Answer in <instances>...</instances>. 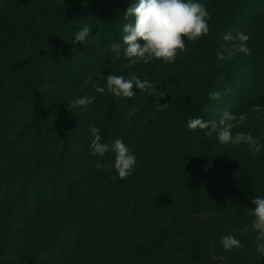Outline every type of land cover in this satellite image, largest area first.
Wrapping results in <instances>:
<instances>
[{"label":"rangeland","instance_id":"obj_1","mask_svg":"<svg viewBox=\"0 0 264 264\" xmlns=\"http://www.w3.org/2000/svg\"><path fill=\"white\" fill-rule=\"evenodd\" d=\"M137 2L0 0V73L4 69L15 70L32 83L43 74L46 80L33 85L49 97V100L41 96L26 100L24 97L31 91L26 83L17 82L13 72L1 79L3 83L7 79V84L0 90V111L13 98H23L17 103L18 111L14 110L13 116L5 120L8 126L3 134L5 141L15 143L20 152L46 143L60 153L65 144H70L68 161L86 182L76 184L64 203L54 207L55 212L63 209L61 216L71 214L75 227L59 232L57 239L65 237L67 242L75 243L76 226L82 224L83 215L87 217L89 211L104 210L113 203L117 208L124 206L121 202L124 193L139 197L136 203L132 200L129 204L130 208L134 203L137 205L133 212L112 217L111 234L89 242L85 254L93 261L94 257L103 258L112 243L140 236L136 241L147 250L137 257L136 264H158L157 257L167 260L159 264H171L169 259L177 252L175 229L180 227L188 230L191 242H196L197 247L180 261L176 256L180 264H264V257L256 252V233L242 236L239 231L244 225L251 226L253 218L248 209L255 207L252 199L264 196V147L253 157L246 144L221 145L215 138L210 141L203 131L187 128L192 117L219 122L227 110L236 116L225 124L233 135L250 132L264 145V0H197L206 4L210 13V32L195 43L188 42L186 51L171 64L159 60L144 64L125 57L122 27L129 21L124 12ZM85 24L92 25L86 43H71ZM225 32L247 34L251 54L241 53L236 41L225 43L222 39ZM31 38L39 41L27 42ZM51 40L63 48V52H55L59 66L50 64L39 49V44ZM112 43L121 44L119 56L111 51ZM224 49V59H218L217 52ZM110 73L126 79L133 76L147 79L164 96L159 98L134 86V97L115 101L117 98L106 88L103 94L95 91V86L105 87V78ZM210 92L219 93L220 98L210 99ZM83 97L91 102L83 107H71L74 99ZM158 100L167 106L161 109ZM112 103L116 104L107 141L105 121ZM66 112L76 115V121L69 120L68 129L50 136V129ZM91 126L100 130L102 142L110 144L121 139L133 151L136 165L127 179H120L114 167L112 171L95 168L97 161L114 165V153L109 151L102 158L89 155ZM31 160L27 156L23 160L27 172H31L27 166ZM9 161L7 156L0 160V171ZM198 177L214 182L213 202L205 199V185ZM47 186V179L40 183V197ZM92 197H96L92 205L81 206ZM26 223L22 214L0 210V235L4 231L9 234L7 247L0 251V260L34 251L53 239L49 230L37 224L20 237L18 229ZM182 224L186 227H181ZM166 233H169L168 241L155 257L149 249L154 241H162ZM229 234L240 240L241 249H223L221 237ZM104 248L105 251L99 250ZM105 257L117 261L110 254ZM45 259L42 258V264ZM118 260L120 264H134L127 255Z\"/></svg>","mask_w":264,"mask_h":264},{"label":"trees","instance_id":"obj_2","mask_svg":"<svg viewBox=\"0 0 264 264\" xmlns=\"http://www.w3.org/2000/svg\"><path fill=\"white\" fill-rule=\"evenodd\" d=\"M46 37H50V35L46 34ZM39 39H28L27 42L36 44ZM41 43L39 44V49L41 53H43L44 57L50 61V64L60 65V59L58 55H56V51L63 52L62 46L57 44L54 40H51L49 43ZM44 59V60H46ZM13 72L15 79L26 83L27 87L31 91L29 95H27L26 100H34V98H39L41 96L43 99L49 100V97L43 91H38L34 88L35 83L39 82L41 79L45 81V77L43 74L40 77H35L33 79V83L30 79L26 77H22L15 70L11 71L10 69H4L0 73V90L5 87L6 82L3 83L4 77H8ZM10 79V78H8ZM30 80V81H29ZM21 99H12L8 105L0 111V160L3 157L7 156L10 161L7 167H4L0 171V210L6 209L13 212H18L25 217L27 221L26 225L21 229H18V234L21 236L26 235L29 229L34 228L35 224L39 225L40 228L49 230L51 232L52 238L48 243L43 244L39 248L34 251H29L26 253H22L20 256L5 260H0V264H42L41 260L44 257L46 258L43 264H120L118 262V258H123L125 255L130 259V262L134 264L137 263V257L142 256L147 250V247L143 246L141 242H137L136 240L141 239V237H137L138 239L131 240H118L117 243H112L110 247H108V252L103 255V258L94 257V261L92 259L87 258L85 251L87 250V245L92 239H103L106 238L109 234H111L110 225L113 223V216H119L137 207L135 205L139 197L135 195H129L124 193L121 195L124 203V206H120L113 203L111 207L105 206L104 210L95 209V211H89L86 215L82 217V224L77 225L78 234L75 243H69L66 241V238L57 239L56 234L59 232L70 231L72 228L75 229L71 220V214L62 215L64 213L63 209H57L58 212H55L53 209L57 205H61L64 201L71 195L74 191V186L77 184H85L86 179L80 176L78 170L73 168L68 161L70 144H65L61 149L60 153L49 148L46 143L39 144L34 148L28 150L27 152L17 151L15 143H6L5 141V131L7 130V122L5 121L9 117H12V113L16 110L17 103ZM36 100V99H35ZM118 99H115L117 101ZM22 102V101H21ZM36 101L35 106H37ZM115 104L112 103L107 113V118L105 121V136L104 138L108 141L109 134L112 130L111 128V120L114 118V109ZM18 111V110H16ZM15 111V112H16ZM77 117L72 112H66L60 119V122L55 123L54 126L50 129L49 135L56 136L62 133L65 129L70 127L69 120L76 121ZM104 139V141H105ZM105 143H108L105 141ZM111 144V143H110ZM25 154V155H24ZM29 157L32 158L31 162L27 163L31 172L26 171V161L23 160ZM33 165L35 168L33 169ZM18 168V169H17ZM32 174V176H31ZM80 177V180L76 178ZM48 180V186L45 189L44 195L40 197V189L39 185L43 182V180ZM199 179V180H198ZM198 181L204 183V187L206 190L205 199L208 202H213L212 199V191L214 189V182L212 180H208L206 177H198ZM32 194L35 197H31ZM148 198V197H147ZM96 200V197H92L88 200H84L81 203L82 207L90 206ZM115 200V199H114ZM135 203L132 204V208L129 207L131 201ZM114 202V201H113ZM145 203V202H144ZM112 203H109L111 205ZM143 206V205H142ZM58 213V214H57ZM60 213V214H59ZM108 215V217L106 216ZM106 216V217H105ZM118 217V218H119ZM125 221V220H124ZM114 225V224H113ZM181 227H186V225L182 224ZM107 229V231H104ZM178 233L175 234V238H177V252L175 257L169 259L172 264H180L177 262V259H180L190 253L192 251L197 250L196 242H191V237L188 236V230L184 228L177 227L175 229ZM168 232V231H167ZM183 234V238L181 239V234ZM8 232L4 231L0 235V251L6 248L8 245ZM162 241H154V245L151 247L148 246L149 253L153 254L155 257L159 256L158 250L161 246L168 241L169 233L164 235ZM194 244V246H193ZM105 251L104 249H99ZM112 255L114 258H117V261L113 262L112 260H106L105 255ZM175 258V259H174ZM158 264L160 262L167 261L165 259L156 258ZM155 260V261H156ZM4 262V263H3Z\"/></svg>","mask_w":264,"mask_h":264},{"label":"clouds","instance_id":"obj_3","mask_svg":"<svg viewBox=\"0 0 264 264\" xmlns=\"http://www.w3.org/2000/svg\"><path fill=\"white\" fill-rule=\"evenodd\" d=\"M124 17L129 22L122 27V41L125 45L124 55L130 61H140L149 64L154 60H159L165 64L174 63L180 53L186 51L187 43H195L210 32V13L206 4L197 0H138L132 3L124 12ZM131 18V19H129ZM92 34V25L85 26L75 34L74 41L71 43H86L89 35ZM225 43L236 41L241 53L250 55L251 50L247 46L250 37L244 32L233 35L231 32L222 34ZM111 51L119 56L121 52L120 43H112ZM224 51L217 52L218 59H224ZM105 87L95 86V91L103 94L105 88L108 93L115 98L130 99L136 95L133 87L141 92L150 95L163 97L164 94L156 91L147 79L141 80L133 76L126 79L122 75L108 74L105 78ZM209 98L217 100L220 94L210 92ZM91 100L88 97L77 98L72 101L71 107L86 106ZM159 103V100H158ZM160 104V103H159ZM167 104H160L161 109ZM236 116L225 110L219 122L215 120L205 121L202 117H192L187 122L190 131L200 130L211 141L216 139L221 145L241 144L248 145V151L255 157L264 147L252 134L237 132L232 134L230 127L225 126L226 121H233ZM91 140L89 144V155L93 157H103L111 151L114 153V165L95 162L96 169L112 171L115 168L120 179H127L132 175L136 165V156L133 151L121 139H116L111 144L102 142L100 130L91 126ZM113 179H116L114 176ZM254 208H249L252 216L251 226L244 225L239 229L242 236H247L249 232H255V248L260 257H264V196H255L252 199ZM221 244L224 250L241 249L240 240L234 235L221 237Z\"/></svg>","mask_w":264,"mask_h":264}]
</instances>
